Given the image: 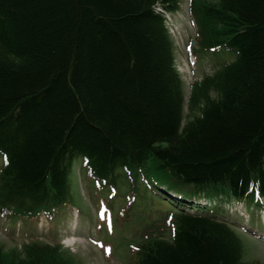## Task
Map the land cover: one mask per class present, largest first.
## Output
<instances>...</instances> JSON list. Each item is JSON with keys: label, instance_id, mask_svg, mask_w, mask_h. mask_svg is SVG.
<instances>
[{"label": "trees", "instance_id": "trees-1", "mask_svg": "<svg viewBox=\"0 0 264 264\" xmlns=\"http://www.w3.org/2000/svg\"><path fill=\"white\" fill-rule=\"evenodd\" d=\"M179 3L0 0V211L28 220L45 211L54 225L81 158L100 188L128 182L129 203L141 188L164 195L157 186L216 199L209 213L168 212L166 232L147 228L127 264H262L241 260L239 235L214 213L222 201L264 197V0H191L194 51L233 59L191 84L186 115L156 9ZM19 248L7 259L0 245V264H77L59 242Z\"/></svg>", "mask_w": 264, "mask_h": 264}, {"label": "rangeland", "instance_id": "rangeland-1", "mask_svg": "<svg viewBox=\"0 0 264 264\" xmlns=\"http://www.w3.org/2000/svg\"><path fill=\"white\" fill-rule=\"evenodd\" d=\"M190 2L191 0H180L177 11L165 14L168 34L173 45L174 67L182 80L185 115L190 85L233 59V55L226 51L220 54L218 51H211L213 54L194 51V47H197V26L190 11ZM187 45L193 47L191 55V48ZM68 179L71 205L83 215H78L73 207L55 210L52 218L56 224L51 227L49 220L43 215L36 220L26 218L10 220L6 215L0 214V245L4 246V256L7 259L12 254V248L17 254L21 251L19 244L29 239H38L51 244L62 243V246L75 256L77 264H127L128 247L137 243L147 233V228L152 234L166 232L164 218L168 212L174 210L173 201H168L164 195H154L151 190L141 191V188L139 193L135 192L133 203H129L128 198L132 197V193L128 182L123 181L114 196L110 192V187L100 188L98 181L87 175L81 158H76L72 162ZM139 185L142 186L141 183ZM95 194L100 195V200L104 201H108L107 196L114 197V204L112 201L106 204L108 210L113 206V214L118 213L120 209L118 219L111 214V221L115 223L111 229L107 228L102 218L103 209L99 208L100 200L96 199ZM263 210L264 205L252 206L250 211L246 212L250 220L249 231L241 229L236 231L241 240V260L244 262L259 261L264 264V239L251 232L254 229L262 231L258 216ZM221 214L226 215V210ZM236 219L237 221L231 218V221H235L237 225L243 221L241 218ZM118 221H122L119 226ZM241 224L244 225L245 222Z\"/></svg>", "mask_w": 264, "mask_h": 264}]
</instances>
